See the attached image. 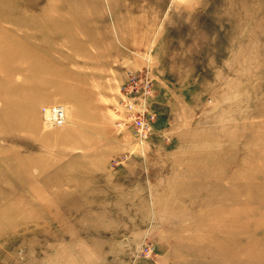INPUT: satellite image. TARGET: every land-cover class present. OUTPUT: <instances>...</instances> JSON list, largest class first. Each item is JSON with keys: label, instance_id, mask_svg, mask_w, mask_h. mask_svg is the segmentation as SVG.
Listing matches in <instances>:
<instances>
[{"label": "rangeland", "instance_id": "1", "mask_svg": "<svg viewBox=\"0 0 264 264\" xmlns=\"http://www.w3.org/2000/svg\"><path fill=\"white\" fill-rule=\"evenodd\" d=\"M194 209L264 211V0H0V264H144Z\"/></svg>", "mask_w": 264, "mask_h": 264}, {"label": "crops", "instance_id": "2", "mask_svg": "<svg viewBox=\"0 0 264 264\" xmlns=\"http://www.w3.org/2000/svg\"><path fill=\"white\" fill-rule=\"evenodd\" d=\"M184 217L162 255L144 264H264V211L194 209Z\"/></svg>", "mask_w": 264, "mask_h": 264}, {"label": "built area", "instance_id": "3", "mask_svg": "<svg viewBox=\"0 0 264 264\" xmlns=\"http://www.w3.org/2000/svg\"><path fill=\"white\" fill-rule=\"evenodd\" d=\"M145 73H125V80L118 87V97L115 102L114 125L118 129L130 128L138 144L147 140L155 121V114L150 108L152 97L151 81ZM44 122L52 127H60L65 122L64 109L58 105L42 109ZM153 249L152 243H141L138 253L148 257ZM138 257V256H137ZM133 258L130 264H138Z\"/></svg>", "mask_w": 264, "mask_h": 264}]
</instances>
